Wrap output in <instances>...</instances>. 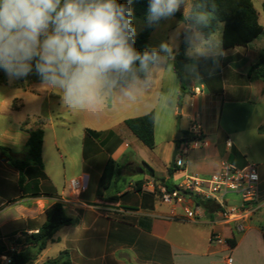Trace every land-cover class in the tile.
Masks as SVG:
<instances>
[{
    "label": "crops",
    "instance_id": "obj_1",
    "mask_svg": "<svg viewBox=\"0 0 264 264\" xmlns=\"http://www.w3.org/2000/svg\"><path fill=\"white\" fill-rule=\"evenodd\" d=\"M250 1L258 24L264 28V0ZM181 24L184 34L187 26L182 22L178 26ZM219 36L214 56H189L191 50L187 49L183 71L188 87L182 92L181 85L178 87L174 102L162 100V87L154 82L156 74L150 78L149 90L135 93L134 98L122 99L115 89L112 102L122 107L126 116L110 126L100 101L97 117L80 132L74 148L66 119L72 109L61 105L60 99L37 102L31 108L26 103L17 104L19 97L29 94L30 83L42 84L35 72L18 80L20 85L0 82V146L8 149L11 158L25 160L27 129L43 130L42 167L29 164L20 177L19 171L0 156V244L13 250L11 239L36 233L44 222L45 210L58 202L71 224L60 227L54 242H49L31 264H43L63 251L68 253L70 264H228V258L232 260L229 264H264V170L258 174L255 201L238 206L247 213L240 232L235 222L222 218L212 201L209 208L197 206L190 198L172 204L160 201L155 193L159 185L177 187L186 175L207 178L226 165L245 167L248 157L242 147L248 134L264 136L259 132L264 115L256 112L246 117L241 130L230 131L222 125L224 109L226 119H230L228 113L235 107L264 105V80L249 76L251 66L264 54V36L248 47L227 50L222 48L221 32ZM182 38L172 51L173 62ZM194 87L200 89L198 94L192 92ZM146 94L150 96L143 99ZM149 113L154 116L153 148L146 147L124 124L127 119ZM196 115L201 140L190 145L182 168L171 167L172 152L179 145L176 137L189 130ZM27 119H34L35 125L28 121L21 128ZM86 129L92 131L88 136ZM109 158L121 170L99 198L97 183ZM77 178L86 184L80 193L70 186ZM226 199L228 204L241 203L239 197L228 195ZM184 207L195 212L196 218H187ZM215 236L226 243H216ZM8 263V257L1 255L0 264Z\"/></svg>",
    "mask_w": 264,
    "mask_h": 264
},
{
    "label": "clouds",
    "instance_id": "obj_2",
    "mask_svg": "<svg viewBox=\"0 0 264 264\" xmlns=\"http://www.w3.org/2000/svg\"><path fill=\"white\" fill-rule=\"evenodd\" d=\"M132 0H0V71L9 80L33 72L43 86L60 90L61 103L96 112L100 101L119 89L134 98L150 88L156 68L165 66L172 49L162 43L142 53L135 47ZM188 0H148V23L173 20ZM188 49L205 22L187 17Z\"/></svg>",
    "mask_w": 264,
    "mask_h": 264
},
{
    "label": "trees",
    "instance_id": "obj_3",
    "mask_svg": "<svg viewBox=\"0 0 264 264\" xmlns=\"http://www.w3.org/2000/svg\"><path fill=\"white\" fill-rule=\"evenodd\" d=\"M128 0H118V3H127ZM133 17L140 18L144 22L142 31L136 35L135 47L141 53L150 50L148 38L156 27V24L149 25L148 17V0H132ZM264 7V6H262ZM200 14L205 18V22L198 26V31L204 39L208 40L217 30H221L222 48L233 49L236 47H248L251 42L261 36H264V28L257 22V13L250 0H191V7L185 16L180 12L176 13L175 18L184 23L187 27L190 15ZM184 34L175 55L173 70L177 78L181 79L182 69L188 62L186 55L187 45L184 42ZM254 75L256 78L264 80V54L259 56L258 61L251 66L249 76ZM22 81L23 79H19ZM0 82L4 83L2 77ZM184 86L181 84L180 90ZM29 119L22 123L21 128L28 125ZM125 126L131 133L139 139L146 147L154 146V116L152 113L147 115L127 119L124 121ZM29 133L25 145L27 158L25 160H15L8 154V149L0 146V156L3 157L12 167L17 169L22 177L23 169L29 165L42 167L41 148L43 143V130L40 127L27 129ZM92 131L86 129L85 134L88 136ZM194 137L182 132V137L176 142L180 144L183 141H191ZM121 167L112 159H107L97 183L96 197H101L112 184L113 180L120 173ZM197 206L209 208L210 201L195 199ZM215 210H218L216 207ZM44 222L36 233L21 234L17 238H12L11 244L13 250H7L0 244V256L5 255L9 259L8 264H31L38 255L46 248L49 242H54V234L62 227L71 224L60 203H54L44 212ZM43 264H70L69 256L66 251L59 254L57 258L46 260Z\"/></svg>",
    "mask_w": 264,
    "mask_h": 264
},
{
    "label": "rangeland",
    "instance_id": "obj_4",
    "mask_svg": "<svg viewBox=\"0 0 264 264\" xmlns=\"http://www.w3.org/2000/svg\"><path fill=\"white\" fill-rule=\"evenodd\" d=\"M191 7V0H188V5L184 10H181V14H188ZM133 23L137 29V35L142 31L144 27V22L140 18L133 19ZM179 20L177 18H174L173 20H161L157 26L155 27L154 32H152L148 38V45L149 48H159V46L162 43L168 44L169 47L172 49V51H176L178 48V45L180 43V40L182 38V32H183V25H179ZM221 32L220 29H217L211 37L206 40L203 38V36L200 34V32H196L193 36V47L189 53V56H214L219 49L220 45V36L219 33ZM205 45V46H203ZM200 54V55H199ZM174 65L173 62V56H169L167 58V62L165 66H161L159 68H156L154 71V74H156L157 78H154V82H157V86L162 87V100L164 102H174L176 99V92L178 91V87L182 84L184 88L187 89L188 82L186 79V73H184L182 69L181 73V79H177L176 75L172 71V66ZM0 77L3 78L4 83L6 82L8 85L12 86L13 84L20 85V82L18 80H9V78L0 71ZM30 86L27 89L28 95L25 97H19L17 104H23L26 103L28 108L35 107V103L42 102L45 104L47 100L49 101H57V99H60L61 103V93L59 89L55 88H49V86H43L42 84L39 85H31V83L28 85ZM34 87V88H33ZM8 90H12L10 88H7ZM115 89L112 91L111 95L105 96L101 103L104 102V109L106 112V116L109 118V125L112 126L118 122H120L121 118L126 116L124 113H122V107H115V105L112 102V96L114 95ZM52 93V94H51ZM56 94V95H55ZM150 95L146 94L143 96V99H147ZM56 104H53L52 106L55 107ZM61 105H63L61 103ZM109 106L112 108L109 109ZM44 107V105H43ZM257 113V115H264V105H258L255 103H250L246 106H240L235 107L233 111L228 113L232 118L226 119V111L223 110L224 115V121L223 124L225 127H227L228 130H241L242 126L245 124V119L248 115L252 113ZM97 115L96 113H85L83 110H74L72 109V112L68 114L67 116L64 114L63 118L68 120L67 124H69L70 131L72 132V144L71 147H75V142L77 143V140H79V134L86 126H90L92 122L94 121L95 117ZM234 120V121H232ZM222 123V122H221ZM30 125H35V120L30 119L29 120ZM260 133H264V125L261 126L259 129ZM248 137L243 145V150L245 151V154L248 157L247 165H255L257 173L260 175L262 174V170H264V136L261 138H255L252 136V134H248ZM58 166L62 168V162L58 163ZM233 198H238L236 195H229Z\"/></svg>",
    "mask_w": 264,
    "mask_h": 264
},
{
    "label": "built area",
    "instance_id": "obj_5",
    "mask_svg": "<svg viewBox=\"0 0 264 264\" xmlns=\"http://www.w3.org/2000/svg\"><path fill=\"white\" fill-rule=\"evenodd\" d=\"M192 92L198 94L200 89L194 87ZM198 119L199 117L196 115L187 131L188 135L193 136L194 139L183 141L176 148L174 165L177 168L184 166L190 145L198 144L201 140V127ZM227 145L230 146V143L227 142ZM258 179L255 165H246L242 168L226 165L221 172L207 178L186 175L177 187L169 188L159 185L155 189V193L160 201L172 204H182L186 198L212 201L218 205L222 218L225 221L235 222V229L240 232L244 229L242 221L247 213L241 210L242 206L229 205L226 198L228 195H236L239 197L241 205L255 201ZM70 186L77 193L86 189L82 178L71 180ZM184 212L187 218H196L195 212L188 207H184ZM213 240L219 244L226 243L225 240L217 236L213 237ZM231 262V258H228L227 263Z\"/></svg>",
    "mask_w": 264,
    "mask_h": 264
},
{
    "label": "water",
    "instance_id": "obj_6",
    "mask_svg": "<svg viewBox=\"0 0 264 264\" xmlns=\"http://www.w3.org/2000/svg\"><path fill=\"white\" fill-rule=\"evenodd\" d=\"M179 136H180V133H178V135L176 137V140L179 139ZM175 156H176V148L172 152V156H171V167H173V165H174ZM139 172H142V170H140ZM231 202L232 203H229V205H236V206L241 205V203H239V202H235V201H231Z\"/></svg>",
    "mask_w": 264,
    "mask_h": 264
}]
</instances>
